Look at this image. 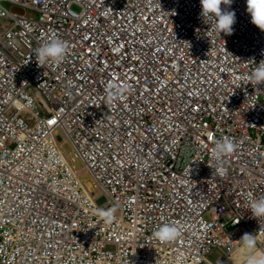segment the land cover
<instances>
[{"label":"built area","instance_id":"1","mask_svg":"<svg viewBox=\"0 0 264 264\" xmlns=\"http://www.w3.org/2000/svg\"><path fill=\"white\" fill-rule=\"evenodd\" d=\"M201 10L200 0H0V264H121L96 246L111 239L116 225L100 221L72 164L81 161L100 190L125 195L139 209L147 205L151 188L134 171L143 175L144 162L153 166L148 177L159 175L155 169L164 177L169 169L151 151L141 164L133 153L134 163L126 162L120 137L127 112L133 123L145 110L153 128L166 114L158 95L170 68L188 62L191 53L202 65L233 49L264 54V37L256 34L250 42L238 27L242 39L224 33L211 39ZM243 20L238 17L237 25ZM52 38L63 41L68 53L60 63L38 66L34 50ZM123 74L146 90L125 91L107 106L106 88L122 84ZM127 99L131 104L123 107ZM61 138L74 148L70 159ZM222 189L204 183L190 195L203 205ZM155 200L173 214L179 236L154 250L169 254L168 264L176 253L192 257L181 249L192 241L180 196L159 187ZM201 211L193 216L196 230L205 228Z\"/></svg>","mask_w":264,"mask_h":264},{"label":"clouds","instance_id":"2","mask_svg":"<svg viewBox=\"0 0 264 264\" xmlns=\"http://www.w3.org/2000/svg\"><path fill=\"white\" fill-rule=\"evenodd\" d=\"M200 4V18L208 24L211 39L219 40L222 33L242 39L235 27L250 42L256 34L264 37V0H200ZM5 5L11 11L17 7ZM238 17L245 19L239 25ZM34 51L41 67L49 61L62 62L68 53L67 45L57 38ZM187 61L170 68L158 95L166 114L153 128L152 120L139 107L133 108L141 109L139 117L147 119V124L141 119L132 123L129 111L122 122L120 142L130 158L126 162L141 164L151 151L156 155L154 161L169 169L164 177L160 169H155L160 176L148 177L147 168L153 166L144 162L139 165L143 175L134 171L136 180H145L151 188L147 205L139 209L125 201V195L114 196L104 186L100 190L96 182V190L82 183L90 190L100 221L116 225L111 239L100 240L96 246L114 254L121 264H168L170 255L154 248L177 239L179 230L171 223L170 210L155 200L162 187L167 194L180 196L181 220L188 225L184 228L192 241L181 248L192 257L176 253L172 264H214L209 257L215 251L223 254L217 264H224L240 247L247 249L241 264H264V54L252 51L243 55L233 49L221 52L217 63L202 65L195 53ZM121 83L107 86V106L125 91L133 95L146 90L141 81L127 74L122 75ZM129 100L123 107L131 104ZM59 143L67 158H72L63 147L70 143L62 138ZM204 183L223 189L218 198L209 196L202 205L190 194ZM199 210L203 230H196L193 220Z\"/></svg>","mask_w":264,"mask_h":264},{"label":"rangeland","instance_id":"3","mask_svg":"<svg viewBox=\"0 0 264 264\" xmlns=\"http://www.w3.org/2000/svg\"><path fill=\"white\" fill-rule=\"evenodd\" d=\"M12 10L13 11H20L21 13H24V11L21 9V8H19V7H12ZM63 147H64V151L66 152V154L68 155V156H73L74 155V150H73V148L70 146V144H64L63 145ZM75 170L77 171V172H83L84 170H85V166H84V164L81 162V161H78L76 164H75ZM81 182L82 183H84V184H86L90 189H92V190H96L97 189V186H96V183H95V181H94V179H93V176L91 175V174H89V173H86V174H84L82 177H81ZM246 252H247V249L245 248V247H241V248H239L238 250H237V253L235 254L237 257H240V256H242L244 253L246 254ZM222 256H223V254L221 253V252H219V254L218 253H216V251L213 253V255H211L210 257H209V259L214 263V264H217L218 263V261L222 258ZM246 257H247V255H246ZM245 257V258H246Z\"/></svg>","mask_w":264,"mask_h":264},{"label":"bare ground","instance_id":"4","mask_svg":"<svg viewBox=\"0 0 264 264\" xmlns=\"http://www.w3.org/2000/svg\"><path fill=\"white\" fill-rule=\"evenodd\" d=\"M241 248V247H240ZM246 254L244 253L242 256L237 257L236 255L233 257V259H227L225 260L224 264H241L242 260L245 259Z\"/></svg>","mask_w":264,"mask_h":264},{"label":"crops","instance_id":"5","mask_svg":"<svg viewBox=\"0 0 264 264\" xmlns=\"http://www.w3.org/2000/svg\"><path fill=\"white\" fill-rule=\"evenodd\" d=\"M231 264V263H230Z\"/></svg>","mask_w":264,"mask_h":264}]
</instances>
